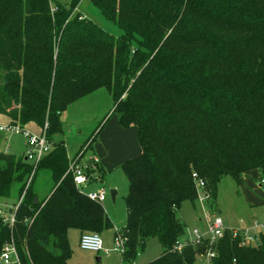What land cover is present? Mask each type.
Segmentation results:
<instances>
[{"label":"trees","instance_id":"16d2710c","mask_svg":"<svg viewBox=\"0 0 264 264\" xmlns=\"http://www.w3.org/2000/svg\"><path fill=\"white\" fill-rule=\"evenodd\" d=\"M80 1L0 0V115L20 127L47 124L51 144L27 189L32 165L0 152V199L13 187L17 201L24 193L13 227L0 219V250L12 241L22 264H68L70 230L112 228L101 204L75 188L72 159L55 139L68 105L106 90L110 115L136 131L140 148L120 164L127 180L121 263L134 264L156 239L161 253L148 264H196L210 248V264H264V235L254 246L226 232L213 246L177 249L188 240L178 213L186 201L195 207L199 182L207 212L217 215L223 178L239 185L254 170L264 178V0H90L118 37L74 13ZM42 174L50 187L41 195Z\"/></svg>","mask_w":264,"mask_h":264},{"label":"rangeland","instance_id":"374dc122","mask_svg":"<svg viewBox=\"0 0 264 264\" xmlns=\"http://www.w3.org/2000/svg\"><path fill=\"white\" fill-rule=\"evenodd\" d=\"M56 1L66 5L70 2V0ZM75 12L114 37L121 35L120 30L105 20L90 0H81ZM112 111L113 102L111 96L106 90H99L68 105L61 113L62 134L55 137V139L64 141L67 156L72 161L89 163L91 157H97L103 162L108 158V155H110V159L123 155V148L127 145L129 147L130 143L120 134L111 131L110 127H112L111 125L114 123L115 118H111L108 122L107 120ZM101 128L104 129L97 136L91 148L85 151L81 157H78L79 148L94 132L96 133ZM119 129L121 128L119 127ZM4 136L5 138H2ZM25 142L26 139L22 138V136L0 132V152H8L17 157H22L26 149ZM105 167L106 165H104ZM98 179L101 178L95 172V180ZM259 179V172L254 170L244 173L240 178L239 185H236L229 177L221 180L218 185L217 199L214 206L217 210V216L221 218L225 227L240 228L244 226V223L249 224L252 220H256L260 225L264 224V191L258 186ZM37 181L39 186H42L40 189L41 195L47 193L50 187L48 176L46 174L39 175ZM99 189H104L105 191V201L101 203V206L112 224V228L100 236L103 240L104 249H111L110 244H106V240L111 243L113 233L115 230L122 229L126 220L124 197L127 193V180L120 169V165L116 164L114 167L106 169L103 183H89L83 188V192L88 194ZM112 190L117 193L114 202H112L110 197ZM202 197H204V193L201 188L195 207L186 201L182 204L178 213V218L187 227L188 236H191L194 231L199 230L204 233L207 230L206 221L211 214L206 210L208 198L206 200L205 197L201 202L200 199ZM17 200V187H13L10 198L7 200L0 199V203L6 202L8 206H12L16 204ZM240 221L243 222L240 223ZM79 238L80 233L78 231L70 230L68 232V243L71 250V258L68 264H121V254L119 253L109 252L108 255H105L104 252L95 254L81 250L79 248ZM160 253L161 246L158 241L150 239L146 243L144 250L138 254L134 264L151 263L159 258ZM206 255L207 253L198 258L196 264H210V260ZM95 258H101L102 261L97 263Z\"/></svg>","mask_w":264,"mask_h":264},{"label":"built area","instance_id":"2783aa9c","mask_svg":"<svg viewBox=\"0 0 264 264\" xmlns=\"http://www.w3.org/2000/svg\"><path fill=\"white\" fill-rule=\"evenodd\" d=\"M47 124H45L43 130L40 133L33 134L26 130L24 127L17 125L8 124L6 126L0 127V132H5L7 134H14L22 136L26 139L27 150L24 154V158L27 162L32 165L31 175L26 183L25 189L29 186V183L33 177L34 172L37 169V165L45 154H47L51 149V144L45 138V130ZM81 157V156H78ZM98 162L94 157H91L89 163H77V161H71L69 163L68 172L71 174L73 183L78 192L89 200L101 204L105 201V191L104 189H99L96 192L84 193L83 188L89 183L96 182L95 172L97 171ZM203 183H198V188H203ZM259 187L264 191V178L259 179ZM199 189V190H200ZM24 196L22 194L21 198L15 205L8 206L7 203H0V219L3 223L8 224L9 227H13L15 223V214L18 206ZM207 195L200 199L202 202ZM205 207V206H204ZM207 213V212H206ZM207 218L206 232L194 231L191 236H188L187 242L184 241L178 245L177 249L180 250L187 245L199 246L203 241H208L209 246H213L218 240H220L226 232H229L233 239L240 238L241 246L257 245L261 235H264V224L260 225L256 220H252L249 224L244 223L242 227H225L223 221L217 215H209ZM243 221H240L242 223ZM127 243V238L124 237L120 230L115 231L112 239V248L104 249V244L101 236L97 233H85L79 238V248L83 251L93 252L95 254L104 252L108 255L109 252H115L123 254L125 251V246ZM207 258L211 260L215 256V252L210 248L207 250ZM0 264H22L21 258L18 254L16 247L13 242L5 243L0 250Z\"/></svg>","mask_w":264,"mask_h":264},{"label":"crops","instance_id":"0c3cea01","mask_svg":"<svg viewBox=\"0 0 264 264\" xmlns=\"http://www.w3.org/2000/svg\"><path fill=\"white\" fill-rule=\"evenodd\" d=\"M111 118H115L114 121H113L114 123L111 125L112 127H110L111 131H114L115 133L120 134L126 141H129L130 145H129V147H127L128 146L127 145V146H125L123 148L124 151H123V155L121 154L122 155L121 157L117 156L115 158L110 159V155H108V158L105 159L106 161L104 160L103 162H101L99 158L94 157L96 159V161L98 162L99 166H101V168L104 170V174H105V170L106 169H110V167H114V165H116V164L120 165L121 163H123L127 159H130L131 157L135 156L140 150L138 142H137V139H136V131L133 128L127 129V130H124L122 128L119 129L118 123H117V119H116L115 116L113 117V116L110 115L109 119L107 120V122L110 121ZM8 124H10L9 118H7L6 116L0 115V127L6 126ZM24 128L27 129L29 132H31L33 134L40 133V128L37 127L35 124H32V123L27 124L26 126H24ZM102 129H104V128H102ZM101 132H102V130H101ZM101 132H100V134H101ZM134 137H135V139H134ZM2 138H5V136L2 137ZM25 148L26 149L23 152L22 157H24V154H25V152L27 150L26 142H25ZM12 155H14V154H12ZM104 165H106L105 168H104ZM100 178L101 179H98L96 182H98L99 184H102L103 183V178L102 177H100ZM258 186H259V183H258ZM116 196H117V193H116ZM4 203H6V202H4ZM115 231H118V230H115ZM114 233H113L112 238H111V243L110 242L108 243V241L106 240V244H110V247H112V239H113ZM97 259H99V260H97ZM95 260H96L97 263H100L102 261L101 258H95Z\"/></svg>","mask_w":264,"mask_h":264},{"label":"water","instance_id":"95a60500","mask_svg":"<svg viewBox=\"0 0 264 264\" xmlns=\"http://www.w3.org/2000/svg\"><path fill=\"white\" fill-rule=\"evenodd\" d=\"M110 197H111L112 202H114L115 197H116V191L112 190V191L110 192ZM97 260H99V259H97Z\"/></svg>","mask_w":264,"mask_h":264}]
</instances>
